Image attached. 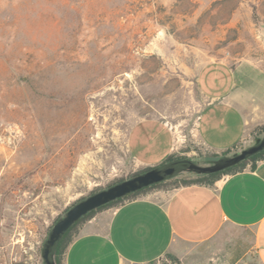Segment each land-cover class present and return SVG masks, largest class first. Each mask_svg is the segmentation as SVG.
Here are the masks:
<instances>
[{"label":"rangeland","instance_id":"obj_1","mask_svg":"<svg viewBox=\"0 0 264 264\" xmlns=\"http://www.w3.org/2000/svg\"><path fill=\"white\" fill-rule=\"evenodd\" d=\"M213 59L264 68V0H0V264H45L73 203L143 169L127 147L141 118L172 127L175 157L222 154L197 131L196 74ZM199 177L184 171L144 194Z\"/></svg>","mask_w":264,"mask_h":264},{"label":"crops","instance_id":"obj_2","mask_svg":"<svg viewBox=\"0 0 264 264\" xmlns=\"http://www.w3.org/2000/svg\"><path fill=\"white\" fill-rule=\"evenodd\" d=\"M196 84L204 100L197 131L216 152L249 141L264 125V68L213 59ZM176 135L162 118L130 127L127 147L143 168L174 155ZM173 253L181 264H264V160L213 184L155 189L82 221L64 264H148Z\"/></svg>","mask_w":264,"mask_h":264},{"label":"water","instance_id":"obj_3","mask_svg":"<svg viewBox=\"0 0 264 264\" xmlns=\"http://www.w3.org/2000/svg\"><path fill=\"white\" fill-rule=\"evenodd\" d=\"M264 150V135L255 143L233 155H225L212 160L210 164L201 165L187 158H173L155 166H151L126 179L117 181L105 188L95 191L73 203L63 216L52 226L42 248L45 264H56L55 252L66 231L81 217L109 202L122 198L150 185L174 178L184 171L197 174H208L227 169L255 153Z\"/></svg>","mask_w":264,"mask_h":264},{"label":"trees","instance_id":"obj_4","mask_svg":"<svg viewBox=\"0 0 264 264\" xmlns=\"http://www.w3.org/2000/svg\"><path fill=\"white\" fill-rule=\"evenodd\" d=\"M258 136L256 137V139L258 137H260V135H264V125L260 126L258 129ZM234 148V147H233ZM233 148H229L225 151L222 152V154H216L214 156V160L215 159H218L222 156H225V155H229V153L232 151ZM173 158H176L174 155L170 156L167 160L169 159H173ZM166 160V161H167ZM260 160H264V150L258 152V153H255L253 154L252 156H250L248 159H245V160H242L240 161L239 163L227 168V169H224L222 171H218V172H213V173H208V174H198L200 175V177L197 179V180H194V181H190V182H184L180 185H178L177 187L181 186V185H187V184H191V183H206V184H213L215 182H217L218 180H220L221 178L225 177V176H228L232 173H235V172H238V171H242L244 170L248 165H250L252 168H254L256 166V164L260 161ZM150 167H145L143 169H141L140 171L138 172H141L145 169H148ZM137 172V173H138ZM136 174V173H135ZM197 174V173H196ZM176 178V177H174ZM173 179V178H171ZM171 179H168V180H171ZM168 180H165V181H162V182H159V183H156V184H153V185H150L148 187H145L143 189H140L136 192H133L131 194H128L122 198H119V199H116L112 202H109L95 210H92L90 211L89 213H87L86 215H84L83 217H81L78 221H76L67 231L66 233L63 235V237L61 238L58 246H57V249H56V252H55V262L56 264H64V262H62V259L60 257V254H61V250H62V245H63V242L65 241L66 237L72 232L73 229H75L76 227H79L80 223L82 221H84L85 219L89 218L90 216H92L96 211L98 210H101V209H104V208H108V207H111V206H118L119 204L123 203L125 200H128V199H133V198H137L141 195H143L146 191H148L149 189L151 188H155V187H158L162 184H164L166 181ZM73 238V237H72ZM71 238V239H72ZM71 239L69 240V242L71 241ZM68 242V243H69ZM68 243L66 244V247L68 245ZM65 247V249H66Z\"/></svg>","mask_w":264,"mask_h":264}]
</instances>
